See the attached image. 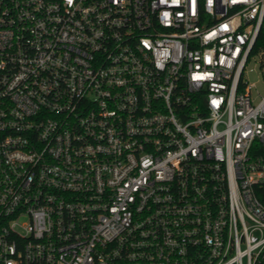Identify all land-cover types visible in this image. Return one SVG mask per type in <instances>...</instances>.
I'll return each mask as SVG.
<instances>
[{
    "label": "built area",
    "instance_id": "obj_1",
    "mask_svg": "<svg viewBox=\"0 0 264 264\" xmlns=\"http://www.w3.org/2000/svg\"><path fill=\"white\" fill-rule=\"evenodd\" d=\"M264 0H0V264H264Z\"/></svg>",
    "mask_w": 264,
    "mask_h": 264
},
{
    "label": "rangeland",
    "instance_id": "obj_2",
    "mask_svg": "<svg viewBox=\"0 0 264 264\" xmlns=\"http://www.w3.org/2000/svg\"><path fill=\"white\" fill-rule=\"evenodd\" d=\"M247 79L250 83L257 85L253 90V97H257L258 94L264 95V72L260 69V66L256 61H252L248 66Z\"/></svg>",
    "mask_w": 264,
    "mask_h": 264
}]
</instances>
